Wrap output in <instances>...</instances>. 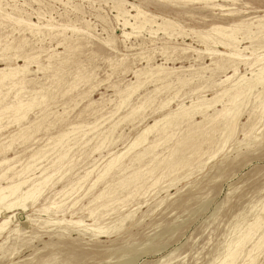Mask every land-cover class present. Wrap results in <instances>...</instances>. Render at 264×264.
Listing matches in <instances>:
<instances>
[{
	"label": "rangeland",
	"instance_id": "374dc122",
	"mask_svg": "<svg viewBox=\"0 0 264 264\" xmlns=\"http://www.w3.org/2000/svg\"><path fill=\"white\" fill-rule=\"evenodd\" d=\"M214 3L223 8L197 0H0V69L18 68L0 87V161L14 159L1 163L0 177L13 169L0 184L28 166L27 185L43 168L51 178L32 207L8 213L18 215L0 232V264H221L228 251L237 254L233 264H264L263 84L237 99L229 136L222 118L212 122L231 106L232 88L260 68L241 61L234 73L232 46L215 45L212 29L236 35L241 59L263 56L264 0ZM132 5L155 23L124 27L137 20L119 9L134 15ZM15 100L34 101L24 120L1 111ZM190 131L206 132L173 154ZM196 140L200 150L191 152Z\"/></svg>",
	"mask_w": 264,
	"mask_h": 264
},
{
	"label": "bare ground",
	"instance_id": "6f19581e",
	"mask_svg": "<svg viewBox=\"0 0 264 264\" xmlns=\"http://www.w3.org/2000/svg\"><path fill=\"white\" fill-rule=\"evenodd\" d=\"M149 1V0H148ZM172 1H175V0H157V3H159V4H161V3H163V2H172ZM180 1H185V0H180ZM186 1H188V0H186ZM192 1V0H191ZM197 1H200V2H204L205 3V5L206 6H212V7H220V8H223L221 5H219V4H215L214 3V1L215 0H197ZM165 5V4H164ZM160 7V6H159ZM131 8L135 11V14L134 15H131L130 14V11L129 10H127V9H125V8H123V9H119L120 11H121V13H123V14H125V15H128L129 17H131V18H133L135 21L137 20V22H134V23H131L130 22V20L128 19H126V20H124V22H123V26L124 27H131L132 29H135V28H138V29H141L142 30V28H144L147 24H153V23H155V21H154V19H155V17L153 16V15H151V14H148L146 11H144V10H142V9H140V7L139 6H135V5H132L131 6ZM0 13H1V11H0ZM1 14H3V13H1ZM124 15V16H125ZM118 16V15H117ZM7 17H9V15H6V18ZM11 17V16H10ZM11 18H13V17H11ZM8 19H10V18H8ZM13 19H16V18H13ZM156 19H157V17H156ZM163 22H168V24H170V20H168V19H166V21H165V19H164V17H163ZM15 21V20H14ZM17 21H19V20H17ZM56 21V20H55ZM133 21V20H132ZM20 22V21H19ZM22 22V21H21ZM26 23V22H25ZM161 23V22H160ZM159 23V24H160ZM175 23V22H174ZM26 24H28V23H26ZM162 24V23H161ZM31 25V26H30ZM170 25H172V24H170ZM178 25V24H177ZM151 26H153V25H151ZM179 26V25H178ZM177 26V27H178ZM29 27H37L35 24H30L29 23V26H28V28ZM45 27V26H44ZM164 27V26H163ZM166 27V26H165ZM164 27V31L165 30H167V28H165ZM168 27H170V26H168ZM176 27V26H175ZM50 28V27H49ZM148 28V27H147ZM149 28H152V27H149ZM174 27H172V28H170V29H173ZM36 29V28H35ZM137 29V30H138ZM159 29V28H158ZM160 29H162V28H160ZM169 29V30H170ZM163 30V29H162ZM174 30V29H173ZM213 31H216V32H218V34L220 35V38L219 39H216V41H212L211 39V37L209 36V35H204V36H202V35H200V36H202L201 38L204 40V42L206 43V41H212L215 45H217V44H221V45H224V46H226V47H230V46H232L231 47V49L233 50V52H231V53H229V55H227L228 57H229V61L231 62V63H234V65L232 66V67H235L233 70H234V73L236 72V71H238V69H237V66L239 65V63L241 62V61H244L246 64H249L251 67H253V66H255V65H258V66H260V68L259 69H257L256 71V73H252L253 74V76H255V78L254 79H252V81H248L249 83H244V85H242L243 83H237L238 85L236 86V88H232V91H233V89H234V92H233V95L232 96H230L229 97V99H228V104H230L231 106L230 107H227L226 105H224L223 106V108H222V110H220V111H218V113H217V116L212 120V122H214L217 118H222V126H221V130H222V132H224V133H227V135L229 136L230 134H231V132L233 131V127H234V124H235V122L237 121L236 119H237V111L235 110L236 109V103H237V99H239V97L241 96V95H243V94H245L246 92H249V91H252V89L254 88V87H258V85L257 84H263V88H262V92L264 91V64H261V62H263L264 61V55L262 56L261 55V57H256V58H254V59H252L251 61H248L249 60V58L247 57L246 59H241L242 58V55H241V53H240V49H238V46H236V45H233V42H237V37H235L236 35H233L232 33H230V32H228V31H226L227 30V27L226 28H224V26L222 27V26H216V27H214L213 29H212ZM211 30V31H212ZM229 30V29H228ZM151 31H153V30H151ZM172 31V30H171ZM238 31V30H237ZM236 31V32H237ZM262 31V30H261ZM261 31H259V32H261ZM233 32V31H232ZM246 32V31H245ZM259 32H257L258 34H259ZM151 33V32H150ZM176 33V32H175ZM256 33V32H255ZM124 35H126L127 36V38H128V36L130 35V33H126V32H124ZM174 35V34H173ZM173 35H171V37L173 36ZM249 36V35H248ZM243 37V36H242ZM169 38V37H168ZM264 38V37H263ZM171 39V38H170ZM209 54V53H208ZM210 54L211 55H219V56H226L224 53H220L218 50H212L211 52H210ZM239 58H240V61H237L236 59H238L239 60ZM243 58H245V57H243ZM251 58V57H250ZM228 61V60H227ZM228 61V62H229ZM14 68V67H13ZM16 68V67H15ZM7 69H10L9 71H7L6 70V68L5 69H0V87H1V85H3V83L6 81V80H12L13 79V77L16 75V72L18 71V68H16V69H11V68H7ZM22 74V73H21ZM160 74V73H159ZM18 75V74H17ZM228 79L229 78H227L226 80L228 81ZM241 80H243L244 79V77L242 76L241 78H240ZM239 79V80H240ZM240 80V81H241ZM23 82V79H20V80H17L16 82H11V84L13 85V86H16L17 84H21ZM236 82H238V81H236ZM244 82V81H243ZM235 84V83H234ZM233 84V85H234ZM232 85V86H233ZM236 85V84H235ZM12 88V87H11ZM21 90V89H20ZM19 90V91H20ZM227 90H229V89H227ZM23 91V90H22ZM21 92V91H20ZM19 92V93H20ZM259 93H260V91H258ZM250 93V92H249ZM225 94V93H224ZM262 94H264V93H262ZM226 95V94H225ZM246 95V94H245ZM248 95V94H247ZM261 95V94H260ZM16 96H17V94H16ZM16 96H14V97H16ZM224 96V95H223ZM263 96V95H262ZM176 97V96H175ZM261 97V96H260ZM36 98V97H35ZM243 98H244V96H243ZM248 98V97H247ZM262 98H264V97H262ZM223 99V98H222ZM257 99V98H256ZM261 99V98H260ZM23 100V99H22ZM22 100H18V101H16V102H14V103H12V104H8V105H6V106H4L3 108L4 109H2L1 111H5L6 112V110H13L14 111V113H16L17 115H19L17 118H16V121H19V120H24L25 118H26V116H27V113H28V111L33 107V102H23ZM248 100V99H247ZM14 101V100H13ZM219 101V100H218ZM242 101V100H241ZM243 101H245V100H243ZM221 102V101H220ZM239 103V102H238ZM243 104V103H242ZM238 105V104H237ZM241 105V104H240ZM262 105H263V103H262ZM211 106V105H210ZM209 107V106H208ZM264 107V106H263ZM122 108V107H121ZM202 109V108H201ZM9 110V111H10ZM238 110V109H237ZM234 111H236L234 114H233V112ZM15 114V115H16ZM16 115V116H17ZM167 118V117H166ZM166 118H164V119H166ZM159 122L157 121V122H155L154 123V125H152V126H148V127H146V128H144V130H142V132L140 133V135L138 136V137H136V139H135V141L130 145V147H129V149H127V150H130V149H132V148H134V147H136V146H138L139 144H141L142 142H145L144 140H145V138H144V136H146V134L147 133H149L150 131H152L156 126H157V124H158ZM206 132V131H205ZM205 132H202L201 134H196V131H194V132H192L191 133V131H190V133H188V135H186L185 137H183V139L182 140H180L177 144H176V147H175V149H174V151H173V154L174 153H176V151H178L179 149H180V147L187 141V140H189V141H192L193 139H202V137H204V134H205ZM67 134V133H66ZM192 134V135H191ZM196 135H197V137H196ZM65 136V134H62V135H60V136H58V138H62V137H64ZM62 140H64L63 138H62ZM61 140H59V142H60ZM68 142V141H67ZM61 143V142H60ZM201 141L199 140H196L195 142H193L191 145H190V148H191V152H198L199 150H200V146H201ZM59 144V143H58ZM66 145V144H65ZM65 145H63V146H65ZM63 146L61 147V148H63ZM150 148H148V149H146V150H143L142 152H138L136 155H135V157L136 158H140L142 155H144V153L147 151V150H149ZM54 150H56V149H54ZM60 150H62V149H60ZM67 150V149H66ZM65 150V151H66ZM68 150H70V149H68ZM52 151V150H51ZM53 152V151H52ZM52 152H51V154H52ZM68 152V151H67ZM59 153V152H58ZM127 153V152H126ZM126 153H119V154H116L115 156H113L110 160H109V162H108V164L106 165V167H105V169H104V172H103V174L104 175H106V173H108V171H110L111 169H112V167L114 166V164H117L118 165V163H117V161L119 160V159H121ZM40 153H39V151H37V152H35L32 156H31V158L30 159H32V160H36V158H38L37 157V155H39ZM58 155V154H57ZM64 155H66V156H68L66 153H64ZM64 155H61L60 154V159H61V161H62V159H63V156ZM46 156V155H45ZM56 156V155H55ZM66 156H65V158H66ZM58 158V159H59ZM124 158V157H123ZM60 159H59V161H60ZM14 159H3L2 161H0V165H1V163H8V162H11V161H13ZM40 160V159H39ZM58 161V160H57ZM57 161L55 162L54 161V163H57ZM161 162V161H160ZM37 163H38V161H37ZM59 163V162H58ZM34 164H36V163H34ZM33 164V165H34ZM61 164V163H60ZM32 165V164H31ZM31 165H30V167H31ZM54 165H56V164H54ZM116 165V166H117ZM121 166V165H120ZM33 167H35V166H33ZM42 167V166H41ZM49 168L51 167V166H48ZM54 166H53V161H52V168H53ZM59 166H57V168H58ZM62 167V166H61ZM61 167H60V169H61ZM27 168H29V166L27 167ZM27 168H24L22 171H19V172H12V174H11V176H8L7 177V179L9 180H7L8 182L6 183V185H1L0 184V219H3L2 221H0V232L7 226V224L11 221L12 222V219H14L15 218V216L16 215H18V214H15V213H13V214H8V213H10V212H14V210H12V209H18V207H20V209L21 210H24L25 211V209L26 208H28V207H32L33 205H34V203L36 202V200H37V198H38V196L42 193L41 192V190H40V186L42 187V185H44L45 183L46 184H48V182H49V180L51 179V178H49V176L48 177H45V175H44V172H46L45 170H47L48 168H43L42 169V172L40 173L41 174V176L39 177V178H36L35 180H33L32 182H31V184H29V185H27L26 183L28 182V179L29 178H26L25 176H23V174H24V172L23 171H25V170H27ZM12 169H13V167H12V165H9V167L7 168V171L6 172H3L2 173V175H1V177H3L4 178V175L7 173V172H9V171H12ZM37 169V168H36ZM35 168H34V170H36ZM32 170V169H31ZM48 171V170H47ZM58 171V170H57ZM25 172H27V171H25ZM91 171H89V172H86V174L84 175V180H85V178L89 175V174H91L90 173ZM148 172V171H147ZM47 173V172H46ZM103 174H101L100 176H102ZM9 175V174H8ZM90 176V175H89ZM143 176V175H142ZM145 176V175H144ZM1 177H0V179H1ZM103 177V176H102ZM105 177V176H104ZM103 177V178H104ZM130 177H131V175H130ZM130 177H129V179H130ZM98 180L99 179H101L100 177L99 178H97ZM138 179H139V177H138ZM141 179H143V178H141ZM98 180L96 181V182H98ZM48 181V182H47ZM128 182V181H127ZM79 183V182H78ZM81 183V182H80ZM95 183V182H94ZM134 183V182H133ZM132 183V184H133ZM136 183V182H135ZM27 185V186H26ZM93 185V184H92ZM24 186H26V187H24ZM46 185H44L43 187H45ZM130 186V185H129ZM90 187H92V186H90ZM119 187H120V185H119ZM123 188V187H122ZM128 189V188H127ZM120 190V189H119ZM44 191V190H43ZM115 191V190H114ZM41 192V193H40ZM101 195L102 194H99L98 195V197L97 198H99V197H101ZM85 196V195H84ZM111 196H113V195H111ZM11 197H13V198H11ZM127 198H128V196H127ZM96 199V198H95ZM70 200V199H69ZM100 200V199H99ZM52 203V202H51ZM77 203V202H76ZM52 204H54V202L52 203ZM64 204V203H63ZM73 204V203H72ZM51 206V205H50ZM53 206V205H52ZM51 206V207H52ZM56 206H60V205H56ZM74 206V205H73ZM15 207H17V208H15ZM61 207V206H60ZM72 207V206H71ZM105 207V206H104ZM53 208H55V207H53ZM58 209H59V207H57ZM73 208V207H72ZM29 209V208H28ZM48 209V207H44V208H42V210L44 211V210H47ZM27 210V209H26ZM55 210H57V209H55ZM16 211V210H15ZM47 212V211H46ZM92 215V214H91ZM93 216H94V214H93ZM258 221V220H257ZM75 222V224H77V222L76 221H74ZM258 223H256V225H257ZM254 227V226H253ZM258 228H261V227H258ZM98 229V228H97ZM251 229H252V227H251ZM256 229V228H255ZM256 230H258V229H256ZM99 231H101V230H99ZM255 231V230H254ZM245 235V234H244ZM246 236V235H245ZM245 236H243V238H246ZM249 236V235H248ZM246 239H248V238H246ZM240 240V239H239ZM242 240V239H241ZM245 240V239H244ZM243 241V240H242ZM246 241V240H245ZM244 242V241H243ZM243 244H245V243H243ZM243 244H242V246H243ZM239 245V244H238ZM234 246V245H233ZM241 246V245H240ZM230 249L229 250H231V248L232 247H229ZM236 248H237V246H236ZM259 248V247H258ZM235 249V248H234ZM234 249H233V251H234ZM239 249V248H238ZM235 251H236V249H235ZM236 255L237 254H235V252H230L229 253V251H228V255H227V258H225L224 257V259L225 260H223L222 261V263L221 264H233L234 263V261H235V258H237L236 257ZM254 261V260H253ZM251 263H252V261H250Z\"/></svg>",
	"mask_w": 264,
	"mask_h": 264
}]
</instances>
